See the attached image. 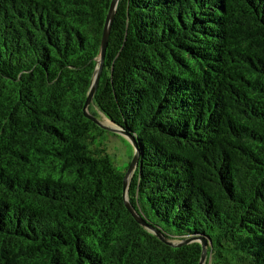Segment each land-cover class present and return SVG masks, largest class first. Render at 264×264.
<instances>
[{
	"label": "trees",
	"instance_id": "1",
	"mask_svg": "<svg viewBox=\"0 0 264 264\" xmlns=\"http://www.w3.org/2000/svg\"><path fill=\"white\" fill-rule=\"evenodd\" d=\"M112 1L0 0V264H200L84 114ZM90 111L135 138L151 227L264 264V0H119Z\"/></svg>",
	"mask_w": 264,
	"mask_h": 264
},
{
	"label": "water",
	"instance_id": "2",
	"mask_svg": "<svg viewBox=\"0 0 264 264\" xmlns=\"http://www.w3.org/2000/svg\"><path fill=\"white\" fill-rule=\"evenodd\" d=\"M118 3H119V0H113L112 1L108 15H107V19H106V23H105V27H104V32H103V37H102V41H101L100 54L97 58L98 66H97L95 74L93 76L91 87H90V90H89V93L87 96V100H86L85 105H84V114L87 118L93 120L100 127L107 129V130H111L117 134L122 135L124 138L128 139L133 145V148H134L133 158H132L130 166L128 167V170H127L125 177H124V201H125V205H126L127 209L130 211V213L132 214L134 219L138 223H140L142 226H144L145 228L150 230L152 233H154L157 237H159L162 241H164L168 245L181 246L183 244L191 243L194 241H199L202 245V248H203V253H202V258H201L200 264H206L207 257H208V250H207L208 241L206 239L191 238V239H186L180 243H176L174 241L167 240L158 230L151 227L149 225V223L147 222V220L141 214H139L138 211L134 208V206L132 205V203L130 202V199H129V186H130V181L133 178L135 171L138 169L139 163H140V153H139L138 147L136 145L135 138L132 135L128 134L123 128L119 127L115 123H114L115 126L105 125L98 117H96L90 111V105L93 103L94 95H95V92L97 90L99 80H100V76L102 73V69L104 66V60H105V56H106V51H107V47H108V43H109L112 24L114 22Z\"/></svg>",
	"mask_w": 264,
	"mask_h": 264
},
{
	"label": "rangeland",
	"instance_id": "3",
	"mask_svg": "<svg viewBox=\"0 0 264 264\" xmlns=\"http://www.w3.org/2000/svg\"><path fill=\"white\" fill-rule=\"evenodd\" d=\"M100 120L108 126H115L103 113ZM107 150L115 165L122 171H126L133 158L134 148L132 143L120 134H106Z\"/></svg>",
	"mask_w": 264,
	"mask_h": 264
}]
</instances>
